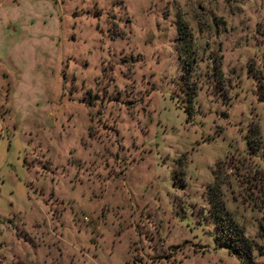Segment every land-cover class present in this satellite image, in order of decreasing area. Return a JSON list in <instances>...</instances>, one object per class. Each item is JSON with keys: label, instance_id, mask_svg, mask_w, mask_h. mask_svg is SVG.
Returning a JSON list of instances; mask_svg holds the SVG:
<instances>
[{"label": "rangeland", "instance_id": "obj_1", "mask_svg": "<svg viewBox=\"0 0 264 264\" xmlns=\"http://www.w3.org/2000/svg\"><path fill=\"white\" fill-rule=\"evenodd\" d=\"M0 70V264H264V0H0Z\"/></svg>", "mask_w": 264, "mask_h": 264}, {"label": "trees", "instance_id": "obj_2", "mask_svg": "<svg viewBox=\"0 0 264 264\" xmlns=\"http://www.w3.org/2000/svg\"><path fill=\"white\" fill-rule=\"evenodd\" d=\"M0 118L5 122V118L0 112ZM26 158H24V167H26ZM29 191L30 185L26 183ZM30 193V192H29ZM217 213V212H216ZM223 214V213H222ZM216 242L218 246L225 247L228 251L236 255L243 264H254L252 262L253 243L244 235V232L224 218V215L216 214Z\"/></svg>", "mask_w": 264, "mask_h": 264}, {"label": "crops", "instance_id": "obj_3", "mask_svg": "<svg viewBox=\"0 0 264 264\" xmlns=\"http://www.w3.org/2000/svg\"><path fill=\"white\" fill-rule=\"evenodd\" d=\"M1 71V70H0ZM0 134H2V137L0 138L1 139H4V132L2 131V119L0 118ZM12 137H14L15 135H11ZM26 152V151H25ZM25 158V157H24ZM23 166H24V159H23ZM27 188V200L30 202V199H29V195H28V187L26 186ZM0 214H4V215H7L5 214L4 212H2V209H0Z\"/></svg>", "mask_w": 264, "mask_h": 264}, {"label": "built area", "instance_id": "obj_4", "mask_svg": "<svg viewBox=\"0 0 264 264\" xmlns=\"http://www.w3.org/2000/svg\"><path fill=\"white\" fill-rule=\"evenodd\" d=\"M2 137V134H0V138Z\"/></svg>", "mask_w": 264, "mask_h": 264}]
</instances>
